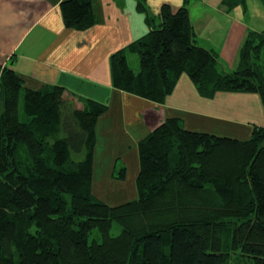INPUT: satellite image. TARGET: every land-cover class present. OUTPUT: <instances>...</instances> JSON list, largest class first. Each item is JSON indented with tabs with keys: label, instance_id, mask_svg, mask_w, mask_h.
Masks as SVG:
<instances>
[{
	"label": "trees",
	"instance_id": "obj_1",
	"mask_svg": "<svg viewBox=\"0 0 264 264\" xmlns=\"http://www.w3.org/2000/svg\"><path fill=\"white\" fill-rule=\"evenodd\" d=\"M187 4H164L157 26L137 0L151 30L112 55L114 87L164 103L187 74L205 96L257 93L264 106V31L249 32L239 67L225 72L197 44ZM61 7L68 28L96 24L91 0ZM0 103V264H264V127L243 141L167 118L139 143L137 199L110 206L92 191L107 104L59 85L28 88L1 65ZM117 173L126 178L125 167Z\"/></svg>",
	"mask_w": 264,
	"mask_h": 264
},
{
	"label": "crops",
	"instance_id": "obj_2",
	"mask_svg": "<svg viewBox=\"0 0 264 264\" xmlns=\"http://www.w3.org/2000/svg\"><path fill=\"white\" fill-rule=\"evenodd\" d=\"M66 0H0V65L15 70L25 86L59 85L77 98L108 105L96 125L93 194L110 206L137 199L139 143L167 118L182 120L190 131L248 140L264 127V106L257 93L218 92L205 96L183 74L164 103L131 95L113 85L111 57L151 28L137 0H91L96 24L85 31L65 25L61 4ZM186 0H147L161 24L164 4L178 10ZM256 5L264 17V4ZM199 46L216 52L225 72L236 70L250 31H264L250 8L228 11L222 0H188ZM262 25V24H261ZM1 104V103H0ZM126 168V178L117 171Z\"/></svg>",
	"mask_w": 264,
	"mask_h": 264
},
{
	"label": "rangeland",
	"instance_id": "obj_3",
	"mask_svg": "<svg viewBox=\"0 0 264 264\" xmlns=\"http://www.w3.org/2000/svg\"><path fill=\"white\" fill-rule=\"evenodd\" d=\"M257 4L262 7L261 0H249L248 1L247 5L250 8V11L247 12V15L245 16V20H247L248 22H253V20L255 19V23H257V26L259 28H263V26H264V17H258L257 16L258 15L257 12L256 11L253 12V10H256V5ZM130 61H131V64H132V66L134 68L138 67L139 61H138L137 55H131ZM118 233H119V229H118V227H115L113 229V234L117 235Z\"/></svg>",
	"mask_w": 264,
	"mask_h": 264
}]
</instances>
